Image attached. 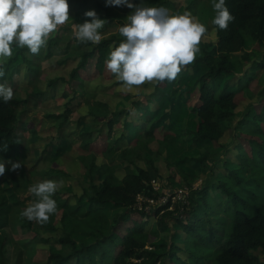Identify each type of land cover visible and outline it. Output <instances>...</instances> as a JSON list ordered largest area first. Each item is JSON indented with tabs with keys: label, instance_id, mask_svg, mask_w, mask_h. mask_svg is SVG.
<instances>
[{
	"label": "trees",
	"instance_id": "obj_1",
	"mask_svg": "<svg viewBox=\"0 0 264 264\" xmlns=\"http://www.w3.org/2000/svg\"><path fill=\"white\" fill-rule=\"evenodd\" d=\"M203 1L194 0L189 11L205 9ZM226 3L234 19L224 30L212 24L217 33V42L212 46L200 42V53L188 65L201 73L194 92L195 102L191 106V111L199 118L192 133V141L197 145H219L229 129L227 127L235 122L236 110L244 100L245 82L240 80L238 86L232 88L225 80L237 73L233 58L242 54L244 63L254 61L255 69L264 67V62H256V55L247 51L248 41L258 47L264 46V0H226ZM138 4L157 8L163 4L169 11L175 9L169 0H138ZM203 11L199 12L200 15ZM210 12L212 21L215 14L212 6ZM98 17L106 21L101 30L102 36L110 35L112 19ZM123 39L112 35L102 39L98 45L89 43L93 49L83 52L78 67L71 73L69 85L77 84V88L70 93L74 96L78 91L84 93L83 75L87 74L90 65L94 63L95 68L102 71L106 69L105 59L110 46L118 45ZM18 56L0 59L5 71L0 83L5 84L11 79V66L16 63ZM168 82L165 80L161 84ZM26 104V100L16 98L8 103L0 101V159L18 161L22 155L19 124ZM87 105V117L91 119L92 130L81 135L78 146L84 177L92 188V192L83 195V201L87 204L69 205L55 193L52 198L56 201L57 211L50 215L46 223L40 224L22 217L21 212L26 207L13 203L8 192L0 185V264H33L31 258L38 251L35 250L36 245L47 242L42 240L41 234L54 233L57 224L63 228L59 243L69 252L63 255L50 250L46 261L37 264H174L182 248L172 246L170 251L165 246L162 252L147 249L148 244L153 243L152 239H159L160 234L167 229V220L171 218L176 220L186 235L184 247L189 254L187 260L192 261H179L180 264H200L199 260L205 264H264L252 254L253 251L261 250L264 255V103L243 118L237 127L242 135L247 136V140L243 138L245 145L239 148L238 168L227 177L234 186L220 184L227 197L225 202L213 208L209 200L210 191L206 190L200 201L188 197L187 203L183 200L173 203L170 199L149 213L144 211L146 203H141L143 207L139 208V198L144 196L151 202L159 201L162 197L154 186L161 178L156 165L160 152L153 151L152 146L155 143L159 147L165 143L175 144L176 135L148 119L136 126L134 134L125 132L123 128L121 136L114 138L113 132L121 122L122 114L112 113L107 103L88 100ZM146 107L141 101L136 103L139 110ZM71 114L67 105L65 114L54 118L62 121L63 125ZM100 125L106 126L109 133L101 152L97 146L104 134H96ZM122 143L125 144L124 149L120 147ZM149 153L152 154L151 158ZM100 158L106 163L99 165ZM207 160L208 156H205L198 163L204 165ZM119 162L126 165L121 181L116 176ZM112 163L114 166H111ZM138 164L144 167L137 168ZM9 167L10 164L6 165V171ZM238 172L242 173L241 178ZM99 180H102L101 185H98ZM12 183L14 193L32 186L26 174L13 176ZM211 207L221 210L230 219L228 232L221 227L222 224H214L215 211L211 215L208 212ZM175 212L179 214L173 218ZM150 216L157 218L156 231L149 230L148 221H144ZM182 217H185V221ZM14 244H22L27 248L26 261L22 260V246L18 247L17 261H11V247Z\"/></svg>",
	"mask_w": 264,
	"mask_h": 264
},
{
	"label": "rangeland",
	"instance_id": "obj_2",
	"mask_svg": "<svg viewBox=\"0 0 264 264\" xmlns=\"http://www.w3.org/2000/svg\"><path fill=\"white\" fill-rule=\"evenodd\" d=\"M169 1L175 6V9L170 12L181 14L189 11V7L194 2V0ZM130 2L140 6L138 0H130ZM203 3L205 9L190 10V12L207 28L201 42L212 46L217 42V33L210 18L212 0H204ZM68 4L70 20L58 26L57 30L49 35L46 45L41 47L38 54L30 53L27 47L21 48L15 44L12 46V57L19 56L16 63L11 66V79L5 85L13 89V98L26 100L27 104L19 124L22 155L18 161H12L19 162L21 166L15 170L9 167V170L0 178V185L8 192L10 200L27 207L36 199L28 192V189L19 193L13 191L12 177L26 174L32 182L31 185L43 180L58 182L59 186L55 193L60 195L64 203L87 204L83 201V195L92 192V188L85 180L84 170L79 161L78 146L81 142V135L92 130L91 119L87 117L89 100L107 103L112 113L122 114L121 122L113 132L114 138L121 136L123 128L125 132L129 131L130 134H134L136 126L144 124L148 119L154 120L158 127L177 137L175 144L165 143L159 147L158 143H155L152 146L153 151L160 152L156 165L160 170L161 178L154 186L162 197L159 201L150 202L146 197L141 196L139 208L143 207L141 203H146L144 211L149 213L152 209L156 210L158 206L165 205L170 199L173 203L179 200L187 203L188 197L200 201L206 190L210 191L209 200L213 208L214 205L225 202L227 197L221 190L220 184L231 185V180L227 177L231 171L238 168L239 148L245 145L244 139L247 140V136L242 135L237 127L243 118L253 112L258 105L264 103V67L255 69L254 61L250 64L244 63L242 54L233 58L237 73L234 77L225 80H228L232 88H236L240 80L245 82L244 100L242 99L236 110L235 122L227 127L229 129L219 145L215 147L209 144L197 145L192 141V133L199 123V118L191 111V106L195 102L194 92L201 73L195 72L188 65L182 68L175 80L165 85L154 80L127 91L121 82L116 80L114 74L107 69L99 70L92 63L87 74L83 75L84 93L78 91L75 96L70 93L77 88V84L69 85L71 73L78 67L83 52L93 49L89 43H80L74 38L72 25L82 24L86 19L89 20L84 13L88 10H95L98 16L111 18L113 23L110 28L112 33L102 36V39L110 38L112 35L121 37L118 28L125 23L124 19L132 9L127 6L106 7L105 0H68ZM158 8L165 7L160 4ZM202 10L204 11L200 15L199 12ZM247 44V51L256 55V62H264V46L258 47L250 41ZM159 84L160 87L157 88ZM140 101L147 107L137 109L136 103ZM67 105L72 114L69 115L68 121L61 125L62 121H57L54 116L65 114ZM99 128L96 134L100 132L104 134V138L98 142L97 146V150L101 152L109 133L106 126L100 125ZM239 135L242 136L239 137ZM120 147L124 149L125 144L122 143ZM148 156L151 158L152 154L149 153ZM205 156H208L207 162L204 165L198 163V160ZM98 162L99 165L106 163L102 158ZM117 164L116 176L121 181L126 165L123 162ZM111 166L114 164L112 163ZM143 167L142 164L137 165V168ZM238 175L241 178L242 173L238 172ZM101 184L102 180H99L98 185ZM213 208L211 207L208 212L211 215L215 211L214 224L216 226L222 224L221 227L228 232L230 219L221 210ZM178 214L175 212L173 218ZM156 219L155 216L144 219L148 221L149 230H157ZM181 219L185 221V217ZM167 223V229L160 234L159 239H152L153 243L148 244L147 249L162 252L165 246L170 251L172 246L180 247L182 250L177 253L173 263L180 264L179 261L192 263L187 260L189 254L184 247L185 233L176 220L171 218L167 220ZM62 237L61 224H57L54 233L41 234L42 240H47V242L36 245L35 250L38 251L31 258L33 264L45 262L50 250L66 255L69 251L62 248L59 243ZM19 246L23 248L22 260L26 261L28 250L22 244ZM19 246L14 244L11 247L10 259L13 263L17 261L15 258L19 253ZM252 254L264 261L261 250L253 251ZM199 262L205 264L202 260Z\"/></svg>",
	"mask_w": 264,
	"mask_h": 264
},
{
	"label": "clouds",
	"instance_id": "obj_3",
	"mask_svg": "<svg viewBox=\"0 0 264 264\" xmlns=\"http://www.w3.org/2000/svg\"><path fill=\"white\" fill-rule=\"evenodd\" d=\"M105 6H127L132 9L118 32L124 39L110 46L105 59L106 69L114 74L122 86L131 91L145 82L173 81L184 66L194 62L200 53L199 44L207 28L190 11L171 13L166 8L137 6L130 0H105ZM214 17L212 24L219 29L228 28L234 19L226 0H212ZM82 24H73L74 38L80 43H101V30L106 21L95 10L84 13ZM70 20L68 0H0V59L12 56V46L27 47L30 53L38 54L51 33ZM5 75L0 64V78ZM13 98V89L0 83V101L8 103ZM18 169L19 162L0 159V176L6 165ZM58 182L43 180L28 188L36 198L22 210L21 216L29 221L46 223L57 211L52 198Z\"/></svg>",
	"mask_w": 264,
	"mask_h": 264
}]
</instances>
